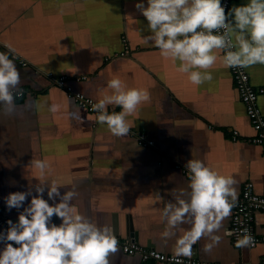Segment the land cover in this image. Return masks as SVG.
Segmentation results:
<instances>
[{"label":"crops","instance_id":"0c3cea01","mask_svg":"<svg viewBox=\"0 0 264 264\" xmlns=\"http://www.w3.org/2000/svg\"><path fill=\"white\" fill-rule=\"evenodd\" d=\"M138 2L0 0V52L11 49L9 58L20 73L13 110L6 112L0 104V209L16 222L22 209L9 211L4 197L56 181L61 194L75 190L72 204L79 214L98 227H111L120 241L175 256V237L162 238L163 209L175 202L173 190L188 189L187 161L201 160L231 176L238 199L248 182L264 195V155L251 141L256 133L223 53L216 51L218 59L207 70L211 81L191 84L187 74L177 71L178 60L163 58L154 43L144 42L151 32L135 7ZM247 2L232 0L229 8ZM244 69L253 88H264V65ZM59 77L66 78L71 92L96 102L113 93L107 82L117 77L129 88L148 89L151 100L126 117L129 133L117 137L55 84ZM258 107L264 112V95ZM113 111L121 108L109 105L108 112ZM138 137L153 145L141 144ZM34 160L50 165L43 179ZM229 219L216 233L220 243L204 252L210 241L201 238L191 258L213 264L264 263V243L244 250L232 245ZM53 222L61 223L55 216ZM253 228L264 234L263 211L254 213ZM109 264L158 263H143L118 248Z\"/></svg>","mask_w":264,"mask_h":264},{"label":"clouds","instance_id":"9594fccd","mask_svg":"<svg viewBox=\"0 0 264 264\" xmlns=\"http://www.w3.org/2000/svg\"><path fill=\"white\" fill-rule=\"evenodd\" d=\"M135 7L151 32L144 42L154 43L163 58L178 60L177 71L187 74L193 85L213 79L207 70L216 63L217 50L224 52L222 60L227 67L264 65V0H248L231 8L222 0H140ZM10 51L0 52V104L9 113L14 108L13 90L20 83ZM107 86L113 93L94 103L92 110L97 113V122L106 125L114 136H126L130 130L126 117L150 102L151 94L146 88L127 87L118 77L110 79ZM109 105L119 106L121 111L109 114ZM31 163L43 179L50 169L48 162ZM185 166L190 174L188 189L173 190L178 193L175 202L163 209L166 226L162 238L175 237L177 258H191L193 246L205 237L210 242L202 250L210 253L220 243L216 233L231 216L237 200L236 181L231 176L197 159H189ZM76 195L75 190L61 194L56 181H52L50 187L39 184L4 197L9 211H22L17 222L8 220L7 228L0 232V243L4 245L0 264H109V255L118 250V240L111 227H98L78 213L72 204ZM54 216L61 221L59 225L53 222ZM184 224L190 227L181 230ZM180 231L182 234L177 235ZM252 243L245 229L236 247ZM176 264L181 261L177 259Z\"/></svg>","mask_w":264,"mask_h":264},{"label":"built area","instance_id":"2783aa9c","mask_svg":"<svg viewBox=\"0 0 264 264\" xmlns=\"http://www.w3.org/2000/svg\"><path fill=\"white\" fill-rule=\"evenodd\" d=\"M231 1L232 0H222V4L229 8ZM221 52L224 55V52ZM21 64L26 65L25 63ZM229 70L239 99L242 102L249 122L256 133L251 141L260 147L264 155V112H262L258 107V98L264 95V88H253L251 86L248 74L246 73L244 67H229ZM76 80L80 79L76 78ZM54 82L56 85L69 92L79 107L85 109L89 113L97 115V113L92 110V105L97 102L85 97L81 93L71 92V89L66 86L65 77L56 78L54 79ZM16 96L20 97L21 94L17 93ZM111 113L112 112H109V114ZM236 137L237 133L234 131L232 139L235 140ZM137 139L141 144L149 146L153 145L152 142L145 141L143 137H138ZM186 175L189 177L190 174L186 173ZM258 211L264 212V195L261 196L256 194L253 189V185L249 182L245 183L241 190L240 197L235 202V206L232 209L229 219V233H231L230 241L234 247H236L237 238L244 233L245 229L247 230V234H249L253 239V243L248 246L249 248L255 247L258 243H264V234L257 235L253 228V216L254 213ZM8 220L11 219L0 209V232L7 228L6 222ZM117 240L118 248L124 255L136 256L143 263L176 264V260L179 259L181 264H213L187 257L177 258L173 255L163 254L153 249H145L133 241H120L118 238Z\"/></svg>","mask_w":264,"mask_h":264},{"label":"water","instance_id":"95a60500","mask_svg":"<svg viewBox=\"0 0 264 264\" xmlns=\"http://www.w3.org/2000/svg\"><path fill=\"white\" fill-rule=\"evenodd\" d=\"M14 222V221H13ZM17 222V221H16ZM15 223V222H14ZM241 249H249V247L247 246V247H241Z\"/></svg>","mask_w":264,"mask_h":264}]
</instances>
